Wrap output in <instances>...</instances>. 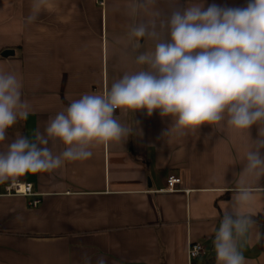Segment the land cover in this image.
Returning a JSON list of instances; mask_svg holds the SVG:
<instances>
[{"label": "crops", "instance_id": "0c3cea01", "mask_svg": "<svg viewBox=\"0 0 264 264\" xmlns=\"http://www.w3.org/2000/svg\"><path fill=\"white\" fill-rule=\"evenodd\" d=\"M36 2L0 0V72L22 81L29 112L7 131L0 151L19 133L34 139L82 95L106 94L125 73L140 70L129 31L146 17L130 12L135 0H43L28 23ZM247 2L204 0V6ZM168 3L159 0V7ZM141 43L140 52L154 48ZM6 51L14 55L3 57ZM115 116L131 130L124 140L94 145L89 159L0 183V194L10 183L30 184L35 194L0 195V264H189L194 243L205 253L192 264H217L214 235L239 186L253 193L241 211L264 214V175L242 173L257 125L249 136L223 125L180 135L158 111L118 109ZM64 147L56 141L53 152ZM171 176L181 180L175 192L166 191ZM260 238L256 221L240 241L246 264H264Z\"/></svg>", "mask_w": 264, "mask_h": 264}, {"label": "clouds", "instance_id": "9594fccd", "mask_svg": "<svg viewBox=\"0 0 264 264\" xmlns=\"http://www.w3.org/2000/svg\"><path fill=\"white\" fill-rule=\"evenodd\" d=\"M42 2L33 4L28 23L37 19ZM130 12L146 17L129 31L140 70L125 73L106 94H84L72 101L34 139L17 134L0 151V183L89 159L94 145L124 140L131 130L116 118L118 109L146 110L148 115L158 111L172 118L180 135L202 125H223L249 136L257 125L259 138L249 137L252 147L242 173L264 175V0L206 8L204 0H188L186 6L169 0L166 9L159 0H135ZM142 40L152 41L153 50L140 52ZM22 87L15 73L0 72V142L8 140L7 131L19 120L28 118ZM56 141L65 146L59 154L53 152ZM252 195L249 186H239L223 210L213 239L217 264H246L240 241L256 221L241 208Z\"/></svg>", "mask_w": 264, "mask_h": 264}, {"label": "built area", "instance_id": "2783aa9c", "mask_svg": "<svg viewBox=\"0 0 264 264\" xmlns=\"http://www.w3.org/2000/svg\"><path fill=\"white\" fill-rule=\"evenodd\" d=\"M181 183L179 178L174 176L169 177L167 180V189L166 191L175 192L177 190V186ZM2 196H23V197H35L33 193V187L30 184H20V183H10L4 187ZM39 201H34L32 203L33 206H37ZM204 246L201 243L191 244L188 250V260L189 264L200 256L204 254Z\"/></svg>", "mask_w": 264, "mask_h": 264}, {"label": "trees", "instance_id": "16d2710c", "mask_svg": "<svg viewBox=\"0 0 264 264\" xmlns=\"http://www.w3.org/2000/svg\"><path fill=\"white\" fill-rule=\"evenodd\" d=\"M253 219L258 221L261 225V238H260L258 247L261 251H264V214H261L258 217L253 218Z\"/></svg>", "mask_w": 264, "mask_h": 264}, {"label": "water", "instance_id": "95a60500", "mask_svg": "<svg viewBox=\"0 0 264 264\" xmlns=\"http://www.w3.org/2000/svg\"><path fill=\"white\" fill-rule=\"evenodd\" d=\"M14 55V52L13 51H6L3 53V57H9V56H13Z\"/></svg>", "mask_w": 264, "mask_h": 264}]
</instances>
